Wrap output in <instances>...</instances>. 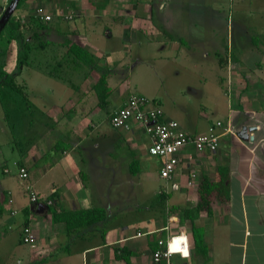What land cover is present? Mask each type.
<instances>
[{
    "label": "crops",
    "instance_id": "0c3cea01",
    "mask_svg": "<svg viewBox=\"0 0 264 264\" xmlns=\"http://www.w3.org/2000/svg\"><path fill=\"white\" fill-rule=\"evenodd\" d=\"M11 1L0 0V23ZM257 1L262 3L254 10L263 19L264 0ZM39 6L53 14L49 37L66 31L103 67L114 68L113 91L108 105L98 107L93 75H71V86L48 76L40 63L23 66L18 82L30 92L23 99L29 112L25 131L8 132L14 155L5 159L2 150L0 159V264H127L120 257L124 252L132 264H165L166 259L154 260V249L171 237L178 244L171 264H264V43L256 45L248 35L263 29L233 20L224 42L220 21H214L223 9L200 8V0H25L12 14L26 21ZM71 11L75 17L66 19ZM56 42L49 47L54 52L60 49ZM17 52V42L0 43V67L8 53L17 64ZM28 68L59 81L62 96L55 86L39 88L32 73L24 77ZM132 92L157 101L190 133L222 121L219 148H183L173 177L163 178L162 159L150 154L146 127L110 122ZM222 165L230 169V196L213 197L212 214L200 212L195 223L203 229L206 251L198 252L193 223L182 210L197 205L203 179L216 180ZM20 166L28 170L25 181L18 176ZM192 169L197 176L189 184ZM81 171L88 174L87 184ZM27 184L40 200L30 199ZM54 204L64 210L103 207L108 217L67 233L63 222L53 220ZM26 221L36 236L34 247L22 239Z\"/></svg>",
    "mask_w": 264,
    "mask_h": 264
},
{
    "label": "trees",
    "instance_id": "16d2710c",
    "mask_svg": "<svg viewBox=\"0 0 264 264\" xmlns=\"http://www.w3.org/2000/svg\"><path fill=\"white\" fill-rule=\"evenodd\" d=\"M24 1L19 0L16 9L20 8ZM9 12L10 10H7L3 15L4 20L0 23V32L2 35L7 31V40L17 42L18 44L17 68L13 73L0 69V88H9L11 91L19 94L22 99H29L30 92L25 85L18 82L17 76L22 72L23 66H35L37 61H40L37 57L38 53L44 56L48 53L49 56H46V58H50L52 63L47 65L48 67H52L43 68L40 62L43 72L48 76L64 80L71 86L75 85L74 80L70 77L71 75L80 73L85 74V76L93 75L95 80L92 87L98 97V107H106L108 105L109 97L113 91L109 83V77L115 72L113 67H103L99 57L93 51L73 41L66 31L58 32V35L63 39L58 42L60 46L59 51L54 52L55 49H49V47L55 45L57 42L49 39L48 35L51 34L49 22H44L34 15L24 21L16 14L9 15ZM252 41L256 45L261 43L257 37H252ZM224 57L222 53L219 54V61L222 66L225 61ZM259 65L263 66L264 64ZM80 173L82 180L87 184V172L81 171ZM229 174V167L222 165L219 167V177L216 180L204 178L199 187V201L197 205L192 208H183L182 210L183 218L191 219L193 223L195 248L198 252H205L206 245L204 243L203 229L195 221L202 210H206L208 214H212L213 197H218L222 200L229 198ZM40 199L39 197L38 200ZM50 199L51 196H48L46 201L48 202ZM52 203L51 199L50 204ZM50 212L55 222H63L65 224L67 233L92 226L104 221L108 217L106 209L97 206L80 210H64L57 204H54L50 206ZM25 226H29L28 221L25 222ZM158 248L159 245L157 243L154 251ZM120 257L124 258L127 264H132L129 252H124Z\"/></svg>",
    "mask_w": 264,
    "mask_h": 264
},
{
    "label": "built area",
    "instance_id": "2783aa9c",
    "mask_svg": "<svg viewBox=\"0 0 264 264\" xmlns=\"http://www.w3.org/2000/svg\"><path fill=\"white\" fill-rule=\"evenodd\" d=\"M33 15L38 19L49 22L53 19V14L46 8L39 6L35 9ZM66 19H73V11L64 15ZM132 121L142 123L152 136V143L149 147L150 154L162 159L160 174L165 179L173 177L176 167L180 162L179 152L185 147H193L196 151L209 150L215 152L220 146V134L218 127H225L222 121H217L210 125L204 133H190L186 131L180 122L173 118H168L161 104L139 92H132L126 102L116 108L110 122L114 127H129ZM192 158V157H190ZM18 176L25 181L29 177L26 167H18ZM197 176V171L192 169L190 172V181ZM26 188L32 201H37L40 197L31 184ZM11 202V199H10ZM51 202V201H50ZM13 214L16 212L13 210ZM23 242L34 247L36 245V236L30 226H24L22 231ZM175 238L167 240L160 239L159 248L154 251V260L160 262L166 259L165 264H171L174 252L171 249V242ZM187 247V242H185Z\"/></svg>",
    "mask_w": 264,
    "mask_h": 264
},
{
    "label": "rangeland",
    "instance_id": "374dc122",
    "mask_svg": "<svg viewBox=\"0 0 264 264\" xmlns=\"http://www.w3.org/2000/svg\"><path fill=\"white\" fill-rule=\"evenodd\" d=\"M242 5H246L243 8L241 7ZM248 5L246 2L242 0H200V8H206L209 6V4L213 5V7H219L222 10V14H219L218 17H214V21H217L219 23L220 21V26L221 29L223 30V35L221 36V39L225 42V39L227 38V32L229 28L232 27V22L233 20L239 21V19L242 20H247L248 22L251 23L252 27L254 29H263L264 31V18L258 17V13L255 12L256 5L259 6L258 4L262 3L261 1L257 0H248ZM251 4L254 5V7H250ZM210 7V6H209ZM251 10H254L251 12ZM230 11V12H229ZM237 14V16H235ZM221 15V17H220ZM211 18L207 17L204 18L203 23L206 24V21H210ZM225 21V22H224ZM229 22V23H228ZM227 25V26H226ZM229 25V27H228ZM206 28H203L205 31ZM231 31V30H230ZM249 37H257L259 39V42L264 43V32L258 33V32H253V34H248ZM218 37H220V34H218ZM51 40L54 42L57 40H60L61 37H54L50 36ZM5 40V36L2 34L0 36V43H3ZM119 43L118 38H114L113 41L110 42V45L113 47L117 46ZM192 54H196V52L192 51ZM8 58L5 61V65L3 67H0V69L8 70L10 71L9 73L15 72L17 68V64L14 63V58L7 54ZM46 55L49 56L48 53ZM41 61L43 68H47V64H51V60H48L45 56H42L39 58ZM43 61V62H42ZM37 63H40L37 61ZM37 65V64H36ZM50 68L52 66H49ZM48 67V68H49ZM32 73V82H35L36 85H38L39 88L43 89H48L52 88L55 86V90H57L60 95L62 96L63 92L61 91V88L63 87L59 81H55L53 79H50L46 75H42L39 73V71L33 70V69H26L24 71V77L26 74ZM18 81H22V76H18ZM57 86V87H56ZM65 89V88H64ZM12 94L10 91H8L5 87L0 88V159L4 156L5 159L11 158L14 155L12 148H15L14 143L9 141V134L8 132H13L18 136H21L22 133H24V124L26 122V115L25 113L29 114L27 111L28 108L25 107V102H23V99L20 97V95H17L12 97ZM38 97V96H37ZM34 97V101H37L39 98ZM43 99V98H42ZM34 119L36 118V114H33ZM11 122V123H10ZM12 126L9 131L8 124ZM2 150L4 151L3 156L1 155ZM18 151L15 150V153Z\"/></svg>",
    "mask_w": 264,
    "mask_h": 264
},
{
    "label": "water",
    "instance_id": "95a60500",
    "mask_svg": "<svg viewBox=\"0 0 264 264\" xmlns=\"http://www.w3.org/2000/svg\"><path fill=\"white\" fill-rule=\"evenodd\" d=\"M18 1H19V0H15V1H14V4L12 5V8H11V10H10V12H9V15H11V14L14 12V10H15L17 4H18Z\"/></svg>",
    "mask_w": 264,
    "mask_h": 264
},
{
    "label": "bare ground",
    "instance_id": "6f19581e",
    "mask_svg": "<svg viewBox=\"0 0 264 264\" xmlns=\"http://www.w3.org/2000/svg\"><path fill=\"white\" fill-rule=\"evenodd\" d=\"M177 247H178V244L172 240V242H171V249L173 251H175Z\"/></svg>",
    "mask_w": 264,
    "mask_h": 264
},
{
    "label": "snow or ice",
    "instance_id": "6c2138e0",
    "mask_svg": "<svg viewBox=\"0 0 264 264\" xmlns=\"http://www.w3.org/2000/svg\"><path fill=\"white\" fill-rule=\"evenodd\" d=\"M185 254H187V253L185 252Z\"/></svg>",
    "mask_w": 264,
    "mask_h": 264
}]
</instances>
